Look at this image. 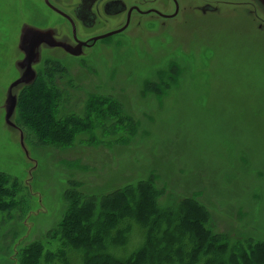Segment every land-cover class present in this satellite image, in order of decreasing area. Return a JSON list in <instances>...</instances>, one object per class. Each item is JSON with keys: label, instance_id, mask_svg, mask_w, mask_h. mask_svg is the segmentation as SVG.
Masks as SVG:
<instances>
[{"label": "rangeland", "instance_id": "rangeland-1", "mask_svg": "<svg viewBox=\"0 0 264 264\" xmlns=\"http://www.w3.org/2000/svg\"><path fill=\"white\" fill-rule=\"evenodd\" d=\"M197 5L167 20L136 18L113 43L95 45L89 59L55 50L53 60L34 65L37 74L40 69L50 78L51 100L54 92L66 96L59 115L78 118L64 132L73 144L60 149L38 147L39 132L26 134L25 111H12L6 121L9 85L19 77L16 43L24 11L19 0H0V184L6 188L0 191L8 196L0 203V264H17V253L37 240L50 253L74 234L91 243L101 221L109 220L108 229L116 221L106 210L95 212L96 196L149 177L155 193L146 185L141 198L153 197L160 206L189 198L208 211L206 226L214 233L244 238L249 246L264 243V53L258 47L264 2L197 0ZM206 5L215 11L203 13ZM22 90L13 88V98ZM66 195L75 205L71 219L79 222L63 229L57 225ZM136 195L133 190L113 199L111 209L119 216L126 204V212L150 218V210L137 214ZM85 204L92 207L88 214ZM153 222L154 230L163 219ZM140 234L134 226L129 243ZM110 244L118 251L115 238ZM97 248L92 246L90 257ZM225 250L215 256L223 257Z\"/></svg>", "mask_w": 264, "mask_h": 264}, {"label": "trees", "instance_id": "trees-1", "mask_svg": "<svg viewBox=\"0 0 264 264\" xmlns=\"http://www.w3.org/2000/svg\"><path fill=\"white\" fill-rule=\"evenodd\" d=\"M54 65L57 66V64ZM39 73L40 69L36 79L23 87L18 98L16 111H20L21 115L24 111L26 113L24 122L25 132L28 136H30L29 131L40 133L38 143L40 146L38 147L53 146L60 149H69L74 140L69 141L66 139L64 132L71 131L75 126L69 121H76L78 118L74 114L59 115V109L66 96L54 92V99L51 100L49 91L53 88L50 84V78L44 75L45 73ZM57 97L60 99L58 100ZM127 125L125 123L123 126L127 128ZM129 134L132 135L133 133L129 132ZM90 140L93 144L97 143V140L93 138ZM127 144L122 143V145ZM149 178L143 180L145 182L141 180L135 184H126L115 190V192L103 194L104 196L102 194L96 196L98 207H95V212L101 213L106 210L112 221L113 218L116 221L113 222L114 225H111L110 229L106 227L109 220L101 221L98 237L92 238L91 243H87L84 240L85 238L81 239L80 235L74 234L70 238H62L59 245L61 249L55 253H50L44 250L45 243L37 240L25 245L17 253V264H98L93 263L92 259L99 260V264H230L229 262L235 258L239 261L237 264H264V243L249 246L244 238L232 241L226 234L214 233L206 226L210 220L208 211L199 205L193 204L189 198L167 206L156 204L153 197L150 196L141 198V187H148L155 193L153 184L146 183ZM1 189L6 191L3 184H0ZM133 190H138V195L134 199L132 198L137 214L150 210V218L148 216L143 220L142 217L139 219L135 214L126 212V204L121 206L123 212L119 216H117L119 213L117 209L114 211L111 209L113 205H116L113 203V199ZM4 194L5 192L0 191V203L2 205L7 202L5 199H8L7 195L3 196ZM94 196L92 199H94ZM72 198L66 195V209L57 225L63 229H68L71 224L73 226L79 222L78 218L71 219L74 216L72 212L75 207L71 203ZM109 200L110 202H108ZM185 206H187V209L184 208ZM0 208H2L1 205ZM177 208L178 212L180 211L179 213H175ZM90 209L92 207L85 204L83 211L88 214ZM161 218L163 219L161 227H156L153 230V225H156L153 221ZM90 224H93V220L89 222ZM134 226L141 230V234L138 240L129 243V234ZM193 226H196V229ZM183 227L187 228L184 229ZM113 238L118 243L113 250L120 251L119 256L117 255L118 251L111 250L110 242ZM172 241L173 244L171 245ZM202 241L205 246L204 249L201 248ZM136 242L138 243L135 244ZM93 245L98 248L94 249V254L90 257L89 251ZM239 245L242 249L238 248ZM226 248H229V250L221 253L223 257L215 256L217 251ZM206 249L209 250L206 251ZM40 250H42V255L37 258L36 255ZM249 252L252 260L249 259ZM153 254L155 257H153ZM243 258H247L249 261Z\"/></svg>", "mask_w": 264, "mask_h": 264}, {"label": "flooded vegetation", "instance_id": "flooded-vegetation-1", "mask_svg": "<svg viewBox=\"0 0 264 264\" xmlns=\"http://www.w3.org/2000/svg\"><path fill=\"white\" fill-rule=\"evenodd\" d=\"M19 1L24 11L19 17V35L16 43L20 54L17 63L19 77L26 69V66L22 65L26 51L32 53L34 49L30 57L33 70L34 65L40 61L42 63L45 57L53 60L54 56L50 53L55 50L61 51L70 59H89L92 55L91 49L95 45L113 43L118 34L129 31L136 18L156 16L167 20L172 18L167 16L175 14L176 17L198 6L197 0ZM141 22L142 19H139L137 25L139 26ZM116 31L119 32L101 38ZM35 32L45 33L46 39L38 38ZM53 41L60 46H51L48 43Z\"/></svg>", "mask_w": 264, "mask_h": 264}, {"label": "water", "instance_id": "water-1", "mask_svg": "<svg viewBox=\"0 0 264 264\" xmlns=\"http://www.w3.org/2000/svg\"><path fill=\"white\" fill-rule=\"evenodd\" d=\"M200 10L202 12H207V11H214L215 9L210 7L209 5H206V6L202 7ZM174 15L175 14H173L171 16H167V17L168 18L169 17H173ZM119 31H121V30H119ZM119 31L110 33V34H108L106 36H101V38H105V37H107V36H109L111 34L119 32ZM35 36H37L40 39H46L45 37H43L44 35L42 33L35 32ZM48 43L50 45H52V46L58 45L56 43H53V44L51 42H48ZM30 48L33 49V46H31ZM33 52H34V49H33ZM33 52L29 53V52L26 51V58L23 61L24 63H22V65L26 66V69L22 73V75L9 86L8 96H7V104L8 105L6 107V121H7V123H9L8 117L10 116L11 112L13 111V108H14V105H15V98H13V96L11 95L12 88L15 87V86H18L20 84L28 83L33 78V71L31 69V62H30V57L33 54Z\"/></svg>", "mask_w": 264, "mask_h": 264}, {"label": "bare ground", "instance_id": "bare-ground-1", "mask_svg": "<svg viewBox=\"0 0 264 264\" xmlns=\"http://www.w3.org/2000/svg\"><path fill=\"white\" fill-rule=\"evenodd\" d=\"M258 47H259V52L264 53V35H259L258 36ZM260 65L261 68L264 69V58L260 57Z\"/></svg>", "mask_w": 264, "mask_h": 264}]
</instances>
